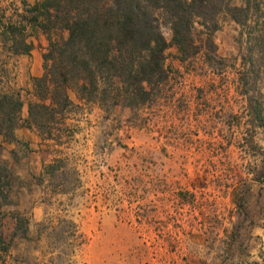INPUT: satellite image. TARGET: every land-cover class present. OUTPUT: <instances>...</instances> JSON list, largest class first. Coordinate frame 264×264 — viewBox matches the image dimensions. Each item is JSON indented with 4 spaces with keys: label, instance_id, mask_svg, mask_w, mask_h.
I'll list each match as a JSON object with an SVG mask.
<instances>
[{
    "label": "rangeland",
    "instance_id": "1",
    "mask_svg": "<svg viewBox=\"0 0 264 264\" xmlns=\"http://www.w3.org/2000/svg\"><path fill=\"white\" fill-rule=\"evenodd\" d=\"M212 4L223 10L219 29L207 36L197 27L198 48L185 61L167 49L168 77L140 109L109 111L69 91L79 106L65 121L74 132L67 166L47 168L62 155L37 131L50 160L40 176L22 180L0 158L10 175L4 205H20L25 187L44 206L39 223L30 202L13 210L0 237L3 263L224 264L238 254L264 264V239L254 234L264 225V0ZM162 32L169 42V27ZM8 55L0 46V90L12 91ZM30 83L22 95L14 90L26 106Z\"/></svg>",
    "mask_w": 264,
    "mask_h": 264
},
{
    "label": "trees",
    "instance_id": "2",
    "mask_svg": "<svg viewBox=\"0 0 264 264\" xmlns=\"http://www.w3.org/2000/svg\"><path fill=\"white\" fill-rule=\"evenodd\" d=\"M214 1L40 0L22 20L49 38L43 73L32 78L33 100L23 121L20 93L0 90V135L13 141L17 127L33 128L60 148L62 157L47 168L53 172L59 165L67 166L69 157L63 150L74 132L65 121L79 106L70 99L69 91L75 92L80 103L109 111L119 106L140 109L156 97L168 77L164 65L167 49L174 46L179 59L185 61L198 48L194 39L197 27L207 36L219 29L218 16L223 10ZM166 26L171 31L169 42L162 32ZM25 30L22 23L5 26L1 48L12 55L29 53L33 44L23 36ZM4 164L0 159L4 173L0 175V207L7 202L4 189L10 186ZM71 224L75 230L70 238L75 241L77 227ZM0 252L6 249L0 248ZM2 261L0 257V264Z\"/></svg>",
    "mask_w": 264,
    "mask_h": 264
},
{
    "label": "crops",
    "instance_id": "3",
    "mask_svg": "<svg viewBox=\"0 0 264 264\" xmlns=\"http://www.w3.org/2000/svg\"><path fill=\"white\" fill-rule=\"evenodd\" d=\"M40 0H0V37H3L5 26L9 24L26 25V30L23 33L24 37H38V40L31 38L33 48L29 53L12 55L8 53V58L10 57L14 62L16 69V78L13 80L12 91L16 90L21 92V95L25 90L31 87L30 78L40 77L43 73L42 69V53L46 48L47 41L45 37L47 35L40 31L37 27L31 26L22 20V17H29L28 10L35 6ZM6 35V34H5ZM28 42V41H27ZM37 42L40 44L39 49H37ZM10 85V86H11ZM33 98V93L31 94ZM22 100V98H21ZM33 100V99H32ZM23 103V100H22ZM28 117V105L23 103L20 113L21 120H25ZM45 141H43L33 128H28L25 126L17 127L14 130V140L5 141L3 136L0 135V158L8 163V168L14 170V174L26 180L28 176H40L42 172V165L50 163V160H46V146ZM27 149L26 154L19 159L14 157L18 148ZM33 190L22 187L17 192V198L20 205L16 206H1L0 207V237L4 238L2 231L5 228L7 221H11L14 224V214L13 210L17 209L19 206L23 207L22 204L26 202L31 203V216L34 222L39 223L44 218V206L41 203V199L38 198ZM19 210V209H18ZM254 234H260L262 239H264V225L254 228ZM7 253V252H6ZM8 254H11L8 251ZM237 257L234 259L229 258L224 261V264H243L242 258L236 254ZM9 257V256H7ZM215 261V264H218ZM4 264H7L4 261ZM221 264V263H220Z\"/></svg>",
    "mask_w": 264,
    "mask_h": 264
}]
</instances>
